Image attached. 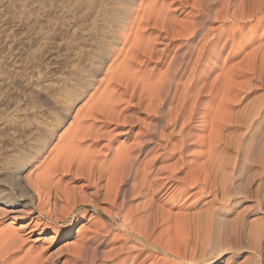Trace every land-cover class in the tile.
<instances>
[{
    "label": "bare ground",
    "instance_id": "6f19581e",
    "mask_svg": "<svg viewBox=\"0 0 264 264\" xmlns=\"http://www.w3.org/2000/svg\"><path fill=\"white\" fill-rule=\"evenodd\" d=\"M118 3L120 7L113 8L100 25L97 40L93 49L88 48L91 50L87 51L84 63L79 66L76 63L77 68L62 88L50 95L43 89L27 86L20 78L12 82L11 87L24 93L34 111L17 117L11 125L20 128L21 134L29 127L38 138L32 143L8 131L0 132L4 152H14L5 157L3 173L7 175L4 178L8 180V192L5 189L0 195V206L5 215L18 220L23 215L26 217L18 227L13 221L0 226V264H159L154 253L160 250L166 255L170 249L164 245L160 233L164 231L156 235L153 230L158 224L164 225L171 208L159 206L156 196H170L180 189V184L185 188L182 190L197 187L204 192L205 187L198 185L201 176L209 178L210 169L229 165V154H224L225 149L221 151L228 142L221 133V125L231 117L225 110L227 97L231 95V76L242 65H236L238 61L231 64L229 57L243 52L236 37L256 32L262 21L264 0H120ZM250 22L254 23L247 27ZM246 28L248 32L244 33ZM261 51L262 48L256 47L249 58L254 54L260 59V54L264 55ZM247 54L244 56L248 57ZM222 55L226 56L224 61ZM261 61L264 66L262 57ZM105 67V74L99 79L102 87L89 93ZM45 114L49 119L44 118ZM249 122L250 125L252 121ZM230 135V139L234 138ZM243 135L236 148H231L245 155L243 161L248 163L253 147L250 145L252 149H248V136ZM187 154L193 157L185 161ZM225 156H228L226 161ZM166 157L172 160L169 166L163 165ZM261 164L264 170V160ZM223 170L220 173L225 174ZM163 172L167 174L161 175ZM181 173L183 177L178 176ZM261 173L256 174L258 183L254 191L257 201L264 203V171ZM226 176H223L226 184L221 181L223 187L219 184L222 179L215 177L219 181L216 184L222 187L214 188L217 192L221 189L222 203L239 193L231 185L233 179ZM102 203L108 204L106 211L110 218L119 221L116 231L102 227L96 221L97 216L88 213L89 207L94 212L103 211ZM78 208L82 210L75 218L74 230L70 219H74L72 216ZM34 211L37 216L32 218ZM242 219L239 220L243 228ZM46 233L45 238L37 241L30 238ZM62 238L64 243L55 245ZM104 243L108 247L102 250ZM214 247L211 249L215 251ZM190 256L188 264H201L202 261Z\"/></svg>",
    "mask_w": 264,
    "mask_h": 264
},
{
    "label": "rangeland",
    "instance_id": "374dc122",
    "mask_svg": "<svg viewBox=\"0 0 264 264\" xmlns=\"http://www.w3.org/2000/svg\"><path fill=\"white\" fill-rule=\"evenodd\" d=\"M118 1L120 0H0V132L8 131L14 137H22V138L24 137L27 140V142H32L33 140H37L38 136H35L33 131H31L29 127H28L29 129L27 128L26 131L21 134L20 128L18 127L16 128V126L11 125L14 119H16L17 117L21 118L23 116H26V114L27 115L31 114V111H34V110H31L32 107L30 103L28 102L24 93H21L19 90L13 89L11 87L12 82L15 81V79L18 80L20 78L19 80H22L23 82L25 81V84L27 83L26 84L27 86L33 87L35 89H41V90L43 89V91L49 93L50 95H52L51 92L53 91L55 92L59 90L60 88H62L63 86L62 84H65L64 82L68 80L69 74L77 68L76 66L77 65L79 66L81 62L84 63L85 61L84 59L87 57L86 55H88L90 53V50L93 49L92 45L97 40L96 35H98L97 33L100 32V25L106 19L105 18L106 15L109 12L113 11L114 10L113 8L116 9L117 6L120 5ZM263 10H264V6H263ZM262 14L260 16L262 21H260L261 23L259 27L256 29V32H254V34H250V35L247 34L246 36H243V37L242 36L236 37L237 39L235 41L237 45H239V47H242V51H243L240 54V56L229 57V59L231 58L230 59L231 64L232 63L235 64L236 61L239 62L240 60L241 62L239 63L237 62L236 65L242 63V65H239L241 67L240 69L241 71L239 70L238 67L237 69L235 68L236 70H239L240 73L234 71L233 74L235 75L231 76L233 77V79L231 78L232 86H230L229 88V93L231 94L229 95L231 97L228 95L229 96L227 97L228 102L226 100L227 108H225V110L228 111L229 117L230 115L231 117L234 115L232 118L234 121L230 117L229 119L231 122L229 121L228 123L229 119H227V122H226L227 124L224 123L223 121L221 125L223 127L221 128V133H223L225 139H227L226 142L227 141L229 142V143L227 142V144L222 145L221 151H224L225 149L224 154L225 155L229 154L228 155L229 159H228V156L224 157L225 161L226 159H228L227 164L229 165L224 166V163H223L222 165L224 167L220 166L221 169L220 167H217V168L214 167V169L212 168L213 170L210 169L211 175L210 174L208 175L209 178L201 176V179H199L200 183L198 185L200 187H205V189H203L204 192H201L200 189H198L197 187L193 189H188L189 191L188 190L185 191V190H182L185 188H183L182 185L180 184L178 185L180 189L171 192L170 196L169 194L166 197H161L160 194L156 196V201H158L157 204L159 203V206L160 205L163 206L164 209L166 208V210L171 208L169 209V211H171L169 213L171 214H169L170 216L168 215L169 217L165 218L166 220H164V225L159 226L158 224V226L153 230V232H155L156 235L160 233L163 234L162 236L165 239L163 240L165 243L164 245H166L170 249V252H171L170 253L168 250V253L166 255L162 254L160 250H158V252H155L154 253L155 259L156 261L160 262L159 264H188L187 259L189 258L190 254L195 259H198V261H202L203 263L201 262V264H212L214 263V261L217 264H262L264 262V248H262L264 247V237H263L264 235V210H263L264 203L263 202L259 203L257 201V198L255 196L256 193L254 191L256 190L255 188L257 187L256 183H258V175L256 174L260 175V173L261 172L263 173L264 171L262 168V164H261L263 163V160H264L263 158L264 156V145H263L264 144V104H263L264 103L263 102L264 101V73H263L264 66L261 63L262 62L261 57H262V60L264 61V58H263L264 55L262 56L260 54V59L259 57H255L254 54L252 55L255 57V58L253 57L254 59L252 58V56L251 58H249L250 57L249 54L252 53L253 49H256V47L262 48V51H261L262 54L264 51V13ZM253 23L254 22L248 23L247 27L252 26ZM246 31L248 32V28L245 29L244 33H246ZM90 47L91 49H88ZM244 53L245 55L248 53L247 54L248 57L244 56ZM244 57L247 58V60H245ZM224 58H226V56L222 55L221 61H224ZM248 59L250 60L248 61ZM246 61L247 63H245ZM259 63H261L263 67H261V64ZM248 65H250V67ZM247 67L249 70L247 69ZM105 69L106 67L102 69L101 74L97 77V80L95 84L92 86L89 93H92L94 89L97 90L100 87H102L103 82L102 81L99 82L100 81L99 79H102V76H104ZM248 86L249 87L251 86V87L248 88ZM229 99L230 100L232 99V101H229ZM29 106H30V109H29ZM257 110L258 112H256ZM253 111L255 112V114ZM256 113L258 115H256ZM251 114L254 116L250 117L252 116ZM243 115L244 117H241ZM47 116L46 114L44 115V118L46 120L49 119V116L48 117ZM235 118L237 119V121L239 120L240 122L239 121L235 122ZM239 118H241V120ZM71 120H72V117H70L69 121ZM249 120L250 122L251 121L253 122V123L251 122L252 124L249 122L250 125L248 124ZM253 120H255L256 122ZM246 123L248 126L246 125ZM242 124H244V126ZM67 125H68V122L59 129L57 136L61 134L62 131H64L63 129H65ZM16 129L19 130L20 133ZM244 131L246 132L244 133ZM248 132L251 133L250 134L251 136L248 135L249 134ZM230 134H232V137L234 138L231 137L232 139H230L229 138V136H231ZM243 134L248 136L247 137L248 138L247 143L249 146L248 149L250 150L253 147V149L250 150L251 154L250 152L248 153L251 155L250 157L247 158L248 163L246 161H245L246 163L243 161V159L245 158L244 157L245 155L233 149V148H236L235 144H237V141H239L242 138ZM238 135H240V137ZM57 136L54 137L53 139L54 143L57 142ZM237 137H238V140H237ZM0 140H1L0 141V152H1L0 153V183H1L0 184V195H1L2 193H4L5 189H6L5 192L6 191L8 192L6 188V181L8 180L7 178L6 179L4 178L5 175L3 173L5 170L6 159L8 157L6 155L14 154V152L5 153L2 148V144H4V142L2 141V138ZM232 140H233V143H232ZM250 140L251 142H249ZM230 142L234 146L230 145ZM49 143H52V138ZM225 145L227 146L225 147ZM250 145H252V147ZM254 146H255V151H254ZM259 146L260 147L262 146V148H259ZM50 148L51 147H49V149ZM256 148H258V151ZM259 150L262 153H260ZM255 152H257V154L261 157H259ZM218 156L219 155L216 154V157ZM234 156L235 158L239 157L238 159L236 158L237 161L235 160ZM192 157L193 156H191V154H187V156L186 155L184 156V160L185 161L191 160ZM167 158L168 157H166V159ZM230 158H231V161H230ZM259 158H262V159H259ZM166 159L164 160L163 165L169 166L170 163H172V160H168V159L166 160ZM232 159H234L235 162H233ZM231 162L233 165L231 164ZM234 163L237 165H235ZM230 164L232 168L229 167ZM158 165L160 166L162 165V163L160 164L158 163ZM225 167L226 169L223 170ZM218 168L220 169V172H222L223 170L225 174H222L223 172L220 173ZM165 173L167 174V172H163L161 175L164 174L163 176H165ZM212 173H215V174H212ZM230 173H232V175ZM244 174L247 175V177ZM212 175L213 177H211ZM224 175L225 176L227 175L226 177H228V179L230 178L233 179L231 185L235 189L236 192H239L236 196L231 198L226 203H222L224 200L222 201L220 199L221 198L220 188H222L224 184H226L225 180L223 179ZM178 176L183 177V173H181ZM216 176L218 177L217 178L218 180H220V178L222 179L220 180V182L221 181L224 182V184L222 182L219 183L221 185L223 184L222 187L218 184L219 181L215 178ZM202 177L203 179L205 178L204 180L208 184H206L205 182H202L204 181L202 180ZM210 180L211 182L212 181L214 182L215 186L213 182L210 183ZM216 181H218L217 184H216ZM210 184L213 185V187ZM205 185L209 188L210 192L208 188H206ZM217 185H219L220 187L218 192H217V189H218ZM216 186H217V189H214ZM212 188H213V191H212ZM241 191H243L244 194ZM249 193L250 195H248ZM35 203H36V199H34V204ZM101 206L105 207V209L103 208V211L101 210V211L94 212V209L91 207L87 208V211L88 213L94 214L95 217L97 216L96 221L99 224H101L102 227L105 226L109 229L111 228V230L113 231H116V228L119 225V221L117 220V218H114V219L110 218V215L106 211V209H109L108 204L102 203ZM81 210H82L81 208L76 209L77 212L75 211L74 216H72V218L74 219L73 220L70 219L71 220L70 223L72 224L74 223V225H72V228L74 226V230L76 229V222H74L75 218L77 217V214ZM3 211H5L4 208L0 206V212H1L0 214H2L0 215V226H4L7 223H10L11 221H13L14 225L18 227L20 223L24 222V218H26L25 215H23L24 218H20V220H18V218H14L12 215H7V214L5 215ZM254 211H256L257 213ZM210 213H213V214H210ZM209 214H210V217L208 216ZM236 214H238V216H236ZM184 215H186V217ZM241 215L243 216V219L241 218L242 217ZM36 216H37V212L34 211L31 217L34 218ZM42 218L44 221L48 220L46 217H42ZM236 218L242 219L241 222L245 220L243 228L241 227L242 223H240V220ZM253 219L255 220V222ZM205 220L207 221V223ZM208 220H210L211 223ZM217 220H219L220 222ZM206 224L207 226H205ZM167 226L169 227L170 230L168 229ZM221 226H223L222 227L223 229L221 228ZM236 226L238 227L236 228ZM166 229H168L170 232ZM165 230H166V233H165ZM160 231H164V233ZM117 233L120 235L122 234L120 232H117ZM164 234H167V235H164ZM256 235H258L259 237H257ZM45 236H47V233L39 237L34 235L30 238L34 240L36 239L38 240V239L45 238ZM212 237L215 240L212 239ZM64 241H65V238H62L55 245H58V246L62 245ZM206 242L207 243L209 242L210 244H207ZM244 243L246 246L244 245ZM49 246H52V244H49ZM46 247H48V245ZM107 247L108 245L104 243L101 249L104 250ZM211 247H214V249L216 248V250L215 251L212 250ZM221 247L223 250L221 249ZM191 250L192 252H190ZM207 250L208 252L206 253ZM203 251L205 252V255ZM197 254L200 256H198ZM206 254L208 256H206ZM201 255H204V256L202 257ZM184 257H185V260H183ZM199 257H201L202 260H200Z\"/></svg>",
    "mask_w": 264,
    "mask_h": 264
}]
</instances>
